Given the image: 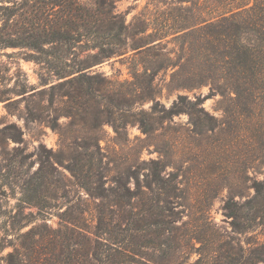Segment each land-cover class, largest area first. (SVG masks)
I'll return each mask as SVG.
<instances>
[{
  "label": "rangeland",
  "instance_id": "374dc122",
  "mask_svg": "<svg viewBox=\"0 0 264 264\" xmlns=\"http://www.w3.org/2000/svg\"><path fill=\"white\" fill-rule=\"evenodd\" d=\"M253 4L115 0V10L128 26L127 43L154 44L91 67L126 94L130 110L124 113L109 112L111 103L125 102L106 87L93 98L55 94L50 102L46 90L57 81L42 82L44 72L26 58L27 50H0L2 254L13 245L18 248L9 215L24 207L40 216L19 233L43 222L49 231L60 229L56 233L66 239L52 247L58 256L65 254L59 246L64 252L67 247L65 255L74 264L83 251L75 226L99 237L85 252L90 264H226L225 248L235 258L243 250L244 256L264 259V80L256 70L258 95L250 99L213 91L203 77L208 68L203 36L220 32L223 16ZM236 33L262 50L259 34L245 26ZM39 90L45 93L31 95ZM64 91L73 89L66 85ZM197 97L201 102L194 103ZM179 100L183 110L166 113ZM119 121L123 126L115 130ZM131 172L142 193L137 194L132 178L124 182L131 194L117 182ZM154 176L160 182L152 181L146 189ZM100 183L111 188L106 199L85 190ZM227 201L234 204L236 216L225 215ZM63 219L71 223L65 231ZM170 220H176L172 233Z\"/></svg>",
  "mask_w": 264,
  "mask_h": 264
},
{
  "label": "trees",
  "instance_id": "16d2710c",
  "mask_svg": "<svg viewBox=\"0 0 264 264\" xmlns=\"http://www.w3.org/2000/svg\"><path fill=\"white\" fill-rule=\"evenodd\" d=\"M223 21L225 23L224 26L220 24V32L210 31L203 36L207 44L206 55L203 56L204 64L208 66L205 70L206 77L205 75L203 77L206 81H211L209 88L213 91L222 90L223 93H233L235 97L255 98L258 95L257 84H255L256 70L260 78L264 80V0H254L252 6L242 8L241 12L230 13L229 17L223 16ZM243 26L255 35H260L258 39L262 42L261 51L256 50L252 43L243 37H237V30ZM259 30L263 32L260 34ZM127 33L128 26L122 14L115 10V0H0V50L7 47L27 50L26 58L39 64L44 72L41 74L42 82L47 83L50 78L57 81L49 85L46 90L50 96V102L55 98V94L58 97L66 96L71 99L82 96L93 98L95 92L106 87L109 90L112 89L114 98L125 102L111 103L112 110L109 112L129 111L130 104L127 103L126 94L114 90L113 83L106 80L100 73L91 71V67L110 57L123 55L129 50L135 52L143 49L150 50V47L154 46V44L148 45L150 41L142 45H130L127 43ZM143 46L144 48L141 49ZM178 73L174 72L172 75H178ZM219 78L223 81L219 82ZM153 80L154 77L150 80L149 86H152ZM206 81H200V84ZM66 85L73 91L61 93L60 90ZM181 87L184 86L181 85ZM55 90H57L56 93ZM43 93H45L44 90H39L31 92V95L36 96ZM179 102L180 100L173 104L170 109L166 110V113L170 115L180 113L183 109L178 105ZM199 102L201 101L197 97L194 103ZM121 124L120 121L113 124L115 130L122 127ZM50 126L57 128L53 120L50 121ZM131 178L134 180V189L137 194L142 193L134 172H131L124 180L123 178L118 179L117 182L128 194H131L124 183ZM156 178L154 176L150 181H146L145 188L150 189L152 181L159 183L160 179ZM110 189L100 183L95 188L87 187L85 190L91 197L106 199L105 191H110ZM116 202L119 206L122 205L119 201L116 200ZM126 204L132 207L129 201ZM23 209L24 207H21L19 212L9 215L10 229L15 232L16 239L19 240L18 248L13 245L12 251L2 254L4 244L0 239V264H74L71 257L65 255L69 252L67 247L64 252L59 246L61 253H65L63 256L56 255V248L52 247L53 244L62 243L60 238L64 241L66 239V234L61 232L60 236V233H56L60 229L49 231L43 222L34 224L28 230L19 233L21 227L40 216L38 211L36 213L31 210L24 212ZM223 209L226 216H236L232 202L227 201ZM38 210L43 209L38 208ZM133 215L137 216L139 212ZM172 215L173 213L164 216ZM62 216L64 218V215ZM63 221L67 224L60 228L63 227L65 231L69 229L68 224L71 223L66 219ZM174 221L176 220L167 221L171 226L168 232L172 233L177 229L174 224H171ZM75 227L78 236L82 237L81 243L77 244L83 248V251L78 253L76 263L90 264L91 260L87 258L88 253L85 254V252L88 248L91 249L92 243L99 237L92 238L86 229L80 226ZM139 229L138 225L133 228L135 231ZM223 251L226 264H233L234 260V264L264 263V259L255 260L250 254L244 256L243 250H238L236 253L238 258L231 256L230 248H225Z\"/></svg>",
  "mask_w": 264,
  "mask_h": 264
}]
</instances>
